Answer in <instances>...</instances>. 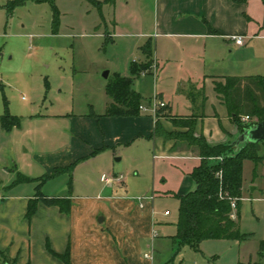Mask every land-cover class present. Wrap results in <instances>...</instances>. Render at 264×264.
<instances>
[{
    "label": "crops",
    "instance_id": "crops-1",
    "mask_svg": "<svg viewBox=\"0 0 264 264\" xmlns=\"http://www.w3.org/2000/svg\"><path fill=\"white\" fill-rule=\"evenodd\" d=\"M241 1L159 0L156 35L164 38V46L169 43L166 39H191L193 48L202 39H219L217 43L220 46L226 44L240 48L254 41L243 51V55L252 49L256 53L249 52L250 57L245 60L247 64L243 65L249 66L255 73L242 76H264L261 71L264 67V53L258 54L257 48L260 43L264 45V0ZM3 7H6V3ZM239 11L245 12L247 20L243 19L240 25L230 27L232 14ZM233 34L246 35V43L242 46L235 44L230 39ZM225 37L227 42L223 39ZM161 46V43H156L157 59H153L151 71L134 82V89L138 91L135 83L150 77L155 87L153 98L165 103L164 107L158 109L157 115L140 109L138 116H110L106 113L99 115L92 111L90 118L78 120L72 117L67 126L71 135L62 132L63 145H56L60 136H56L54 131L33 135L29 144L38 143L51 150L41 151L37 155H30L29 149L24 146L25 136L20 132L22 125L11 131H5L0 125V264L4 263L2 252L16 264H66L52 254L50 249L63 254L68 248L71 264H157L159 253L169 242L175 241L173 236L177 233V228L175 231L167 230L162 233L164 225L156 218L155 214L160 213L156 212L155 201L145 204L137 198L138 202H135L127 195L125 175L114 171V157L116 160L120 158L117 161H123L125 157L120 148L143 144V139L154 140V149L158 152L157 157L154 156L165 163L158 183L165 194L174 196L186 194L196 188L190 173L200 163L201 158L197 149L190 147L187 142L164 136L163 132L187 131L186 127L176 126L172 118L195 119L194 135L204 136L209 143L233 142L237 148L243 143L237 144L242 131L233 121L225 101L215 89L217 82H225V77L238 75L206 72L201 73L197 82L192 75H188V79L176 78L178 91L170 97L163 90L164 85L160 79L161 75L167 74L172 63L170 59H163L162 65L159 64L158 49ZM1 55L3 53L0 51ZM129 72L119 73L128 76ZM199 82L204 83V88L196 85ZM182 84L184 88H181ZM180 104L188 110L186 113L178 112ZM157 121L162 127V134L156 133ZM262 147L264 152V145ZM18 151L22 157H18ZM102 156L106 160V166H102L104 169H101L99 180L104 183V187L99 189L95 199L78 201L79 197L76 198L71 193L66 195L43 192L42 188L49 181L64 173L70 175L69 184L72 186V176L81 167L85 170L90 162L98 163ZM136 159L140 160L138 157ZM190 160L191 164L188 163ZM19 161L24 162V168L27 166L31 170L27 171L22 167L23 171L15 169L20 168ZM250 162L251 175L246 178L245 168ZM71 166L70 171L49 178L41 186L42 194L48 198H71V211L62 212L58 206H48L41 200L36 213L28 219V203L38 191L39 180L51 175L58 168ZM85 174L92 177V172ZM22 175L31 180L18 181ZM88 177L86 183L84 182L86 187L91 185ZM109 178H114V181L108 182ZM25 184H33L34 187L19 191L20 186ZM257 190L264 195V161L256 165L252 160H246L243 197L251 196ZM167 214L166 211L164 215ZM100 215L102 217L98 220Z\"/></svg>",
    "mask_w": 264,
    "mask_h": 264
},
{
    "label": "rangeland",
    "instance_id": "rangeland-1",
    "mask_svg": "<svg viewBox=\"0 0 264 264\" xmlns=\"http://www.w3.org/2000/svg\"><path fill=\"white\" fill-rule=\"evenodd\" d=\"M8 1L0 0V51L3 53L0 56V115L8 109L22 118L20 132L25 136L24 146L30 155L51 151L38 143L29 144L33 135L54 131L60 136L56 143L60 146L63 145L62 132L71 135L67 126L72 117L78 120L90 118L92 111L105 115L111 102L106 93L108 83L115 73L130 71L129 64L133 61H146L144 47L148 41L152 42L155 60L156 43L162 45L158 49L159 64L162 65L163 59L171 60L172 69L160 79L163 90L170 97L178 91L177 79H188V75L197 82L201 73L206 72L238 76L255 73L243 65L247 64L249 52L256 53L252 49L243 55L254 41L240 48L227 46V37L223 38L224 46L217 43L219 39H202L193 48L191 39L171 38L166 39L169 43L164 46V38L156 35L159 0H53V3L26 0L12 13L3 7ZM233 14L230 27L247 20L243 11ZM257 48L258 54L264 53L263 43ZM261 69L264 72V67ZM146 73L143 71L137 78ZM203 84L196 83L201 88H204ZM135 88L144 97L142 104H150L155 94L150 77L137 81ZM181 88H184L183 84ZM187 111L180 104L178 112ZM142 142L134 147L120 148L125 157L123 161L114 157V171L125 175L127 195L133 201L138 202L140 197H148L142 200L145 204L155 201L156 212L160 213L155 214L156 218L164 225L162 233L175 231L180 201L165 194L158 183L165 163L156 158L158 152L154 149V140L143 139ZM17 155L22 157L19 151ZM103 156L98 163L90 162L85 170L81 167L72 176V186L70 175L64 173L49 181L42 188L43 192L71 193L80 198L78 201L95 199L99 189L104 187L99 180L102 166H106ZM18 163L20 168L15 167L18 171H23L22 168L31 170L27 166L24 168L23 161ZM251 166L250 162L245 168L246 178L251 175ZM90 172L92 177L85 174ZM86 177L91 181L87 179L90 187L84 184ZM33 187V184L21 185L19 191ZM238 210L240 230L247 235L246 239H207L198 249L171 241L159 253L157 264H264V195L257 190L251 196L241 198ZM166 211L168 214L164 215ZM100 217L102 215L98 220Z\"/></svg>",
    "mask_w": 264,
    "mask_h": 264
},
{
    "label": "trees",
    "instance_id": "trees-1",
    "mask_svg": "<svg viewBox=\"0 0 264 264\" xmlns=\"http://www.w3.org/2000/svg\"><path fill=\"white\" fill-rule=\"evenodd\" d=\"M37 2H51L53 0H35ZM26 0H10L6 4L8 12L25 4ZM146 61L135 62L130 65V75L115 73L106 87V93L112 102L108 105L106 115L110 116H138L140 106L144 102L142 94L134 89L135 79L143 72L149 73L153 64L152 42L148 41L144 47ZM216 91L225 101L233 121L243 131L264 119V76H227L225 82H217ZM7 104V101L5 102ZM243 116L258 118L256 122L246 123ZM176 126L186 127L187 131L163 132L166 138L185 141L190 147L198 151L200 163L193 168L190 175L196 183V188L186 194H174L180 201L179 214L176 222L177 233L174 240L180 245L188 244L198 249L201 242L207 239L243 240L247 235L242 233L238 218L233 219L232 200L237 199V206L243 197L244 162L252 160L255 164L264 161L261 146L264 140L246 143L239 148L233 142L212 144L204 136L194 135L195 119L172 118ZM22 118L11 114L8 109L0 115V125L5 131L19 127ZM160 122H156V133L162 134ZM70 168H58L51 175L41 178L38 191L29 200L26 217L31 219L36 213L39 201L48 206H58L62 212L71 211V198L46 197L42 194L41 186L49 178L55 177ZM31 180L20 176L18 181ZM237 210V217H239ZM56 257L70 263V248L65 253H58L50 249ZM4 263L16 264L4 252ZM3 263V264H4ZM29 264V263H27Z\"/></svg>",
    "mask_w": 264,
    "mask_h": 264
},
{
    "label": "built area",
    "instance_id": "built-area-1",
    "mask_svg": "<svg viewBox=\"0 0 264 264\" xmlns=\"http://www.w3.org/2000/svg\"><path fill=\"white\" fill-rule=\"evenodd\" d=\"M230 39L237 45H244L247 41V36L246 35H243V34H233L230 36ZM165 106V103L162 102V101H158L156 98L153 99V101L149 104V106H146V105H141L140 106V109L142 111H152L153 114H157V111L159 108L161 107H164ZM242 120L246 123H249V122H255V118H251L250 116H243L242 117ZM114 181V178H109L108 179V182H113ZM146 197H140L138 198L140 201L145 199ZM231 206H232V213H231V217L233 219H236L237 218V210H238V206H237V199H234L232 200V203H231ZM148 256V255H146Z\"/></svg>",
    "mask_w": 264,
    "mask_h": 264
},
{
    "label": "water",
    "instance_id": "water-1",
    "mask_svg": "<svg viewBox=\"0 0 264 264\" xmlns=\"http://www.w3.org/2000/svg\"><path fill=\"white\" fill-rule=\"evenodd\" d=\"M108 75L109 72L107 71L105 73V76L107 77ZM261 140H264V119L252 125L251 127L245 128L240 134L239 139L237 140V144L240 145L241 143L246 144L249 142L255 143ZM119 159L120 158H117V160ZM4 264H10V263H4Z\"/></svg>",
    "mask_w": 264,
    "mask_h": 264
}]
</instances>
